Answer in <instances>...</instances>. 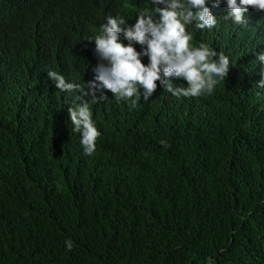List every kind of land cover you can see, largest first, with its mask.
<instances>
[{"label": "trees", "instance_id": "trees-1", "mask_svg": "<svg viewBox=\"0 0 264 264\" xmlns=\"http://www.w3.org/2000/svg\"><path fill=\"white\" fill-rule=\"evenodd\" d=\"M152 7L0 0V264H264V70L237 31L187 27L193 47L229 59L211 94L157 81L131 110L106 90L81 97L100 132L92 156L68 114L81 100L40 93L30 74L89 68L107 17L127 26Z\"/></svg>", "mask_w": 264, "mask_h": 264}, {"label": "clouds", "instance_id": "clouds-1", "mask_svg": "<svg viewBox=\"0 0 264 264\" xmlns=\"http://www.w3.org/2000/svg\"><path fill=\"white\" fill-rule=\"evenodd\" d=\"M151 4V11L138 10L131 25L126 26L121 16L106 18L101 34L86 40L94 39L98 58L89 68L82 67L80 58L76 63L30 71L39 80L40 93L54 98L76 96L81 100L68 109V114L86 156L96 151L100 132L91 118L89 103L81 97H91L92 103H97L106 98V90L117 102L130 100L131 110L141 95L148 101L156 91L157 81L179 98L211 94L225 78L229 59L204 43L193 47L189 25L197 35L198 31H205L207 38L211 31L233 28L264 70V0H151ZM172 76L185 81L187 87H174L166 79ZM257 86L264 87V72ZM160 143L168 147L166 141ZM72 248V242L66 241V251Z\"/></svg>", "mask_w": 264, "mask_h": 264}]
</instances>
